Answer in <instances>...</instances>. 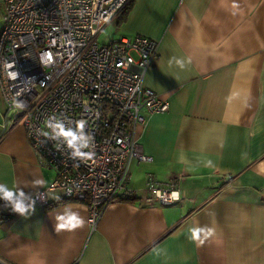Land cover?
<instances>
[{
    "label": "crops",
    "instance_id": "0c3cea01",
    "mask_svg": "<svg viewBox=\"0 0 264 264\" xmlns=\"http://www.w3.org/2000/svg\"><path fill=\"white\" fill-rule=\"evenodd\" d=\"M129 2L124 20L108 24L116 36L159 41L144 84L169 103L138 130L151 159L130 162L137 196L110 203L92 230L86 205L63 201L59 190L39 204L34 194L54 173L15 125L0 136V183L36 202L25 217L0 200V264H264V0ZM2 15L0 0V29ZM188 56L184 70L169 63ZM149 176L175 180L179 199L144 201ZM66 206L82 228L56 231ZM197 225L215 229L200 246L189 239Z\"/></svg>",
    "mask_w": 264,
    "mask_h": 264
},
{
    "label": "built area",
    "instance_id": "2783aa9c",
    "mask_svg": "<svg viewBox=\"0 0 264 264\" xmlns=\"http://www.w3.org/2000/svg\"><path fill=\"white\" fill-rule=\"evenodd\" d=\"M128 2L2 0L0 136L15 125L24 128L39 162L54 173L35 199L46 206V191L59 190L62 199L84 203L91 230L110 203L136 198L128 183L130 162L151 159L142 150L138 130L147 116L169 109L168 100L144 84L158 40L122 34L106 43L97 40ZM5 63L14 67L5 70ZM7 71H17V80ZM13 99L27 107L15 110ZM52 116L68 127L75 126L71 121L85 122L84 135L94 137L92 159H72L66 144L57 146V141L37 135V130L50 131L46 121ZM92 147L89 139L82 151ZM175 187V180L161 183L149 176L144 201L173 204L179 199ZM4 218L0 215V221Z\"/></svg>",
    "mask_w": 264,
    "mask_h": 264
},
{
    "label": "clouds",
    "instance_id": "9594fccd",
    "mask_svg": "<svg viewBox=\"0 0 264 264\" xmlns=\"http://www.w3.org/2000/svg\"><path fill=\"white\" fill-rule=\"evenodd\" d=\"M48 59L51 60V56H49ZM172 62H175L176 66H178L181 70H184L188 65L192 63V58L190 56L183 58L172 57L169 63ZM13 67L14 65L12 63L4 64L5 70L11 69ZM7 75L11 80L16 81L19 73L17 71H7ZM26 80L32 81L31 79ZM12 107L15 110L22 111L27 107V105L24 101L13 99ZM71 123L75 124V126L68 127L65 125L63 119L57 118L55 116L49 117L46 121V127L50 129V131L37 130V135L57 141V146L66 144L67 148L71 150L69 155L72 159H92L95 154L93 151L95 147L94 137L90 133L88 137L84 135V121H71ZM89 139L92 140L93 147L89 151H82V149H86L88 147ZM211 164V161L207 162L208 166H210ZM76 166L78 167L79 164H76ZM32 183L34 186H42L44 181L37 179ZM37 197L41 200L45 199L44 194H39ZM176 198H179L178 193L176 194ZM0 200H3L5 202V207H10L13 212L25 217L30 212L34 211V205L36 202L33 199V195L30 193H26L23 188L17 185H14L10 188L5 183H0ZM55 221L56 231H71L77 228H82L85 223L79 212L74 211L72 208L67 206L61 213L56 215ZM188 231L190 233L189 239L196 243L197 246L202 245L206 240L215 235V229L208 226H192L189 227Z\"/></svg>",
    "mask_w": 264,
    "mask_h": 264
},
{
    "label": "rangeland",
    "instance_id": "374dc122",
    "mask_svg": "<svg viewBox=\"0 0 264 264\" xmlns=\"http://www.w3.org/2000/svg\"><path fill=\"white\" fill-rule=\"evenodd\" d=\"M117 33V25L115 23L108 24L99 33L97 40L99 43H106L111 40L114 36H116ZM2 105L3 104L0 101V111L2 110Z\"/></svg>",
    "mask_w": 264,
    "mask_h": 264
},
{
    "label": "trees",
    "instance_id": "16d2710c",
    "mask_svg": "<svg viewBox=\"0 0 264 264\" xmlns=\"http://www.w3.org/2000/svg\"><path fill=\"white\" fill-rule=\"evenodd\" d=\"M130 5L131 3L128 2L125 7L117 14V21L120 22V21H123L129 8H130ZM64 201V199H62ZM1 215V214H0Z\"/></svg>",
    "mask_w": 264,
    "mask_h": 264
}]
</instances>
